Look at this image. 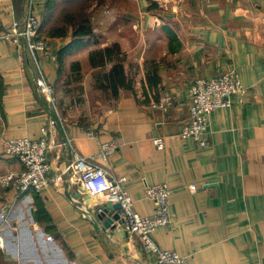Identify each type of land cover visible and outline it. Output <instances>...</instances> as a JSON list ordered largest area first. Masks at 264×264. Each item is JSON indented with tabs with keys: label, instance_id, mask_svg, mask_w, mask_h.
<instances>
[{
	"label": "crops",
	"instance_id": "0c3cea01",
	"mask_svg": "<svg viewBox=\"0 0 264 264\" xmlns=\"http://www.w3.org/2000/svg\"><path fill=\"white\" fill-rule=\"evenodd\" d=\"M69 2H35L47 52L35 57L25 39L0 40V175L24 167L4 151V139L40 138L47 128L57 142L48 152L52 176L64 172L72 147L95 156L101 144L116 141L108 160L99 161L128 177L140 214L155 209L148 186L167 183L172 190L173 223L154 234L161 248L177 250L189 264H264V0H98L85 10L91 33L78 37V14H64ZM28 4L0 0V30L24 20ZM60 12L64 22L57 21ZM78 39L80 46L60 55ZM115 44L120 57L91 65L92 51ZM119 60L129 87L92 99L86 113L78 106L61 113L40 90L45 76L67 92L79 62L89 92L112 94L98 87L99 75ZM229 69L237 70L245 92L212 113L208 146L182 139L194 80ZM169 93L170 111L151 107ZM157 137L165 140L162 150ZM62 185L18 197L0 186V264H155L135 235L99 217L101 206L120 213L111 196H90L68 180Z\"/></svg>",
	"mask_w": 264,
	"mask_h": 264
},
{
	"label": "built area",
	"instance_id": "2783aa9c",
	"mask_svg": "<svg viewBox=\"0 0 264 264\" xmlns=\"http://www.w3.org/2000/svg\"><path fill=\"white\" fill-rule=\"evenodd\" d=\"M36 0H29L24 20L16 19L12 25L0 30V40H13L18 43L25 39L31 53L37 57L41 51L50 49V39L41 33V19L35 13ZM40 90L43 96L54 103L55 87L45 76L42 77ZM245 92L239 74L229 69L222 74L197 77L190 87L189 119L182 125L179 136L182 139H193L198 146L210 144L209 127L212 113L233 105V96ZM175 105L173 94H166L151 107L168 112ZM90 135L94 133L89 132ZM159 149H164V138L154 140ZM57 145L56 139L47 128L40 138L20 137L4 139L3 148L7 154L17 157L24 167L18 171L11 170L0 175V186L12 187L15 196L34 189L41 191L44 187L54 184L61 188L65 180L80 185L90 196L109 195L121 204L120 216L128 233L137 237L142 248L154 258L155 264H189L187 256L175 249H163L154 238L155 232L172 225L170 198L172 190L167 183L151 185L146 188V196L155 202V209L150 215H142L135 209V200L127 190L128 177L115 175L99 159L106 161L118 147L116 141L101 144L95 156H86L72 147V159L63 173L52 176L48 161V152ZM104 207L98 208V212ZM7 221V219H6ZM4 237L0 232V246H4Z\"/></svg>",
	"mask_w": 264,
	"mask_h": 264
},
{
	"label": "rangeland",
	"instance_id": "374dc122",
	"mask_svg": "<svg viewBox=\"0 0 264 264\" xmlns=\"http://www.w3.org/2000/svg\"><path fill=\"white\" fill-rule=\"evenodd\" d=\"M70 2L67 3L65 6V12H70V11H75L78 16H79V20L81 21L83 16L86 15V11L90 4L97 2L98 0H69ZM85 11V12H84ZM63 14V15H64ZM61 17V12L59 13V16H57V21H65L64 18L65 16ZM81 70V69H80ZM80 70H76L75 68L71 70V72L69 71V76L67 77L66 81L68 82V91L64 92L63 94L57 90L55 91L54 94V104L57 106L58 110L63 113L65 109V107L67 108H82V110L86 107L85 112L88 111L87 109V104H90V107L93 106V101L100 97L101 99H109L112 98V94L109 92H106L104 90H102V85L105 82V78L103 76L104 73H100L99 75V85H94V89L96 90V86H98L100 88V90L98 92L92 93L89 92L90 91V87H91V83L89 81H85V77L84 72L82 73ZM103 78V79H102ZM56 90V89H55ZM93 99V101H92ZM91 100V101H90ZM77 104V105H76Z\"/></svg>",
	"mask_w": 264,
	"mask_h": 264
},
{
	"label": "trees",
	"instance_id": "16d2710c",
	"mask_svg": "<svg viewBox=\"0 0 264 264\" xmlns=\"http://www.w3.org/2000/svg\"><path fill=\"white\" fill-rule=\"evenodd\" d=\"M48 1V0H47ZM51 0H49L50 2ZM74 1V0H73ZM79 1V0H78ZM83 1V0H82ZM85 2V0H84ZM51 8L55 6L54 2L50 4ZM85 12V11H84ZM77 25V26H76ZM75 25V37L89 35L91 33V27L89 23V18L86 15L83 16L82 20H79V24ZM83 40L78 39L74 44L70 45L65 50H62L61 56L67 53V50L73 47H78L82 44ZM122 51L120 47L115 44L113 46L105 47L102 49H97L91 52L90 62L92 66H102L111 60L113 57H120ZM80 70L81 64L79 62L73 64V69ZM105 82L102 87H108L112 95L117 97L119 95V88L122 86L129 87L128 76L125 72V68L121 60L117 61L111 71L106 75L103 74ZM100 79V78H99ZM103 79V78H102ZM132 83V82H131Z\"/></svg>",
	"mask_w": 264,
	"mask_h": 264
},
{
	"label": "water",
	"instance_id": "95a60500",
	"mask_svg": "<svg viewBox=\"0 0 264 264\" xmlns=\"http://www.w3.org/2000/svg\"><path fill=\"white\" fill-rule=\"evenodd\" d=\"M113 207L116 210H119V209H121V204L120 203H116ZM99 217L102 218V219H105V224L107 226H111L116 221L117 223H120L122 225V227H124V224L122 223V219H121L120 213L118 211L115 212V213L110 212V207H108V206L104 207L103 211L99 212Z\"/></svg>",
	"mask_w": 264,
	"mask_h": 264
}]
</instances>
